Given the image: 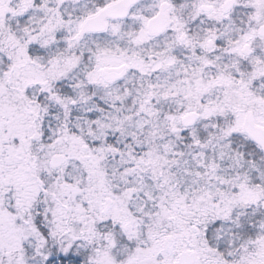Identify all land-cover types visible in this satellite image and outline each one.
Listing matches in <instances>:
<instances>
[{
    "label": "snow or ice",
    "instance_id": "snow-or-ice-1",
    "mask_svg": "<svg viewBox=\"0 0 264 264\" xmlns=\"http://www.w3.org/2000/svg\"><path fill=\"white\" fill-rule=\"evenodd\" d=\"M0 264H264V0H0Z\"/></svg>",
    "mask_w": 264,
    "mask_h": 264
}]
</instances>
